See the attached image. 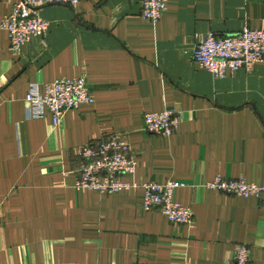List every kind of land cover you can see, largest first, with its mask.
<instances>
[{
	"label": "crops",
	"instance_id": "obj_1",
	"mask_svg": "<svg viewBox=\"0 0 264 264\" xmlns=\"http://www.w3.org/2000/svg\"><path fill=\"white\" fill-rule=\"evenodd\" d=\"M0 0V24L13 4ZM48 31L10 48L0 27V264H248L264 261V201L208 189L221 175L264 184V61L215 78L191 55L209 32L264 31V0H166L156 22L140 0H80L38 8ZM85 78L92 103L27 118L30 83ZM179 115L168 136L146 112ZM119 134L136 159L127 181L184 185L193 212L171 223L142 207L140 187L110 193L74 186L79 147Z\"/></svg>",
	"mask_w": 264,
	"mask_h": 264
},
{
	"label": "built area",
	"instance_id": "obj_2",
	"mask_svg": "<svg viewBox=\"0 0 264 264\" xmlns=\"http://www.w3.org/2000/svg\"><path fill=\"white\" fill-rule=\"evenodd\" d=\"M80 0H21L13 4L0 27L6 30L10 48L19 49L33 37L48 31L49 23L40 18L37 10L45 5L77 7ZM166 10V0H140V14L156 22ZM193 60L213 75L223 78L227 73L264 61V31L244 26L236 33L219 35L209 32L201 37L191 52ZM88 84L83 77L62 78L48 83H30L25 96L27 118L40 119L50 114L52 125L58 127L64 114L82 103H92ZM145 130L151 134L171 135L179 122L173 109L146 112ZM77 189H91L99 193L117 192L140 187L143 189L144 210H158L169 222L190 224L193 212L176 201L175 190L184 184L169 180L165 183L127 181L121 175H133L136 159L130 153L128 142L119 134H110L81 145L78 151ZM208 189L244 198L264 201V184L249 182L244 177L227 178L221 175L202 183ZM250 248L239 244L235 248L234 264H248ZM186 264V263H184ZM264 264V261L262 262Z\"/></svg>",
	"mask_w": 264,
	"mask_h": 264
}]
</instances>
